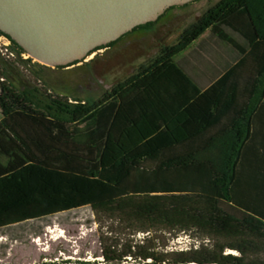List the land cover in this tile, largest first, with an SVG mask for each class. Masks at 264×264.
<instances>
[{
	"label": "trees",
	"instance_id": "trees-1",
	"mask_svg": "<svg viewBox=\"0 0 264 264\" xmlns=\"http://www.w3.org/2000/svg\"><path fill=\"white\" fill-rule=\"evenodd\" d=\"M0 35L15 58L0 52V229L90 207L146 234L120 252L101 242L104 264H244L249 248L264 249V165L249 159L264 104V0H219L96 100L18 88L16 62L33 59ZM194 230L233 241L153 243Z\"/></svg>",
	"mask_w": 264,
	"mask_h": 264
},
{
	"label": "rangeland",
	"instance_id": "rangeland-1",
	"mask_svg": "<svg viewBox=\"0 0 264 264\" xmlns=\"http://www.w3.org/2000/svg\"><path fill=\"white\" fill-rule=\"evenodd\" d=\"M218 1L194 0L169 8L153 24L142 25L124 34L113 45L94 51L90 54L91 58L88 56L74 65L41 66L43 64H35L37 61L34 59L28 64L16 62L10 80L18 88L27 85L31 89L37 88L42 94L96 100L119 81L136 73L141 65L149 64L162 47L176 43L182 31ZM4 53L5 50L1 54L6 59H15ZM26 57H29L28 54L23 58ZM15 233L19 234L18 238L12 236ZM145 235L131 232L118 216L82 207L48 219L27 222L24 228L14 226L12 231L0 229V264H52L66 260L104 264L101 242L116 246L120 252ZM231 241L229 238L205 237L194 230L187 233L159 231L153 243L159 249H180L194 243L204 242L212 246L216 242L227 244ZM258 244L262 247V243ZM224 251L240 255L228 247ZM243 263L264 264V249L249 248L243 256Z\"/></svg>",
	"mask_w": 264,
	"mask_h": 264
},
{
	"label": "water",
	"instance_id": "water-1",
	"mask_svg": "<svg viewBox=\"0 0 264 264\" xmlns=\"http://www.w3.org/2000/svg\"><path fill=\"white\" fill-rule=\"evenodd\" d=\"M194 0H0V31L28 56L66 67Z\"/></svg>",
	"mask_w": 264,
	"mask_h": 264
},
{
	"label": "crops",
	"instance_id": "crops-1",
	"mask_svg": "<svg viewBox=\"0 0 264 264\" xmlns=\"http://www.w3.org/2000/svg\"><path fill=\"white\" fill-rule=\"evenodd\" d=\"M255 121V133L250 140L253 150L249 153V159L256 165H264V104Z\"/></svg>",
	"mask_w": 264,
	"mask_h": 264
},
{
	"label": "built area",
	"instance_id": "built-area-1",
	"mask_svg": "<svg viewBox=\"0 0 264 264\" xmlns=\"http://www.w3.org/2000/svg\"><path fill=\"white\" fill-rule=\"evenodd\" d=\"M10 46H11L10 39L7 36H5V35H0V51H1V53L3 52V50H5V52H6V53H4L5 55L14 57V51H12ZM24 55L25 54H22L23 57H24ZM198 245H199V243H196V244L194 243L190 247L180 248V249H175V250H189L192 247L193 248H197Z\"/></svg>",
	"mask_w": 264,
	"mask_h": 264
},
{
	"label": "flooded vegetation",
	"instance_id": "flooded-vegetation-1",
	"mask_svg": "<svg viewBox=\"0 0 264 264\" xmlns=\"http://www.w3.org/2000/svg\"><path fill=\"white\" fill-rule=\"evenodd\" d=\"M174 7H176V6H174ZM174 7H171V8H174ZM178 7V6H177ZM92 57V55L89 57V58H91Z\"/></svg>",
	"mask_w": 264,
	"mask_h": 264
}]
</instances>
